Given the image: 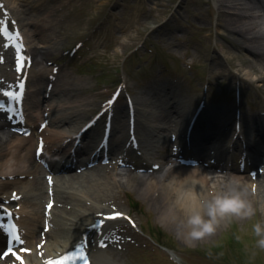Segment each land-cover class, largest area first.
Listing matches in <instances>:
<instances>
[{"label": "rangeland", "instance_id": "obj_1", "mask_svg": "<svg viewBox=\"0 0 264 264\" xmlns=\"http://www.w3.org/2000/svg\"><path fill=\"white\" fill-rule=\"evenodd\" d=\"M88 1L90 4L86 7L83 22L65 24L64 30L70 35L76 34L78 37H82L106 19L109 12L117 13L118 18L119 16L128 18L127 23L132 22V24H126L125 28L115 21V17L111 18L113 25L112 31L108 35L109 38L105 39L102 36L96 44L105 54L101 57V63L107 65V74L103 80L107 81L114 78L115 75L119 76L118 70H123L121 74L126 71L131 79L133 92L142 104L145 102L142 99L144 92L153 94L154 87L160 81V77L155 74L144 76L143 72L149 68V63L144 62L143 65L142 58L151 55L146 46L155 49L157 56L161 59L166 58V60L167 58L182 60L183 54L187 52L189 53L188 61L195 62L199 73L211 71L213 79L220 83L224 81L223 83L229 84L231 88L239 77L243 83L244 93L247 95L246 101H252L253 98L264 94V81L262 82L258 78L260 75L258 68L255 67V71H251L250 74L246 72L247 65L251 63V55L246 49L237 47V42L229 36L218 32L220 17L214 0H97L105 4L100 8L92 7L95 0ZM160 2L171 3V8L157 7ZM128 6L135 10L126 9L125 7ZM174 7L176 9L180 7L179 15L182 17V22H185L184 27L188 29L175 23L173 25L163 24L167 17L175 14ZM103 10H106L104 15ZM162 13L166 14V18L156 22L154 18ZM201 16L205 17L204 20ZM98 18L102 21L96 22ZM186 21H191L194 25ZM173 28L176 31L172 32ZM132 55H135L134 57L137 59L131 58ZM142 68L146 70H142ZM155 99L157 100L156 97ZM141 108L144 107L141 105ZM150 110L151 108L148 107V112ZM145 115L151 117L149 114ZM255 208L257 212L254 221L232 222L222 227L214 237L198 242L194 247L206 248L208 245L209 248V246L216 247L223 243L226 247L228 246L227 254L231 256V260L225 257L227 262L231 264H264V249L256 246V238L251 234V223L264 221L261 204ZM155 219L154 223L158 225L162 223L157 216ZM172 232L177 234L175 230ZM234 236H237L236 241ZM177 238L181 246L189 247L183 239L179 236ZM233 246L234 251L232 252L230 247ZM204 260H207L204 254H200L198 257L191 256L189 264H207Z\"/></svg>", "mask_w": 264, "mask_h": 264}, {"label": "bare ground", "instance_id": "obj_2", "mask_svg": "<svg viewBox=\"0 0 264 264\" xmlns=\"http://www.w3.org/2000/svg\"><path fill=\"white\" fill-rule=\"evenodd\" d=\"M14 7V11L17 16L21 19L23 18V9L26 7L24 4L20 2V0H10ZM209 3V2H208ZM216 4L217 10L219 12V21L220 24L218 26V32L224 33L229 36L233 41L237 42V47H241L242 49H246L248 53L251 55V63L247 65L246 72L248 74L251 73L255 69L258 68L260 71L259 80L264 81V1L258 3L257 0H214ZM189 5V4H187ZM157 7H162L165 9L171 8V3H162L157 4ZM180 10V7H178ZM177 10V11H179ZM166 14L162 13L155 17V21H160L165 19ZM204 20V16L202 17ZM24 19V18H23ZM166 21V20H165ZM168 24H173L174 19L169 18L167 21ZM40 52L41 57H45L50 54L48 49H44ZM255 71V70H254ZM162 91V90H161ZM164 95V93H159V91H155L153 94H149L147 91L144 92V96L142 97L145 100V103H148L152 106L158 107L159 110V118L161 120H165L164 125H169L171 123V108L167 109L165 105V101L161 103L160 101H156L155 96ZM162 104V105H161ZM161 105V106H160ZM162 106H164L162 108ZM181 121V123H186V115L187 111H182L177 109L175 112ZM168 117H170L168 119ZM168 119V120H166ZM10 132L4 129L3 123H0V189L8 186L14 182H21L22 179L16 177V175H22L25 173H33V166L35 165L33 161V157L31 155L30 146L25 145V140L19 138L17 140H12L10 138ZM260 162H264V159H260ZM8 168H12L13 171L9 174L7 172ZM179 174L186 175L189 173L187 170H183L178 172ZM2 176H5L6 180L2 179ZM7 176H14L16 178L9 179ZM119 176V177H118ZM117 180L120 182L126 183L130 187H134L139 190V192L148 199L152 206L156 209L160 219L166 208L165 196L160 191L158 187L160 183V178L155 176H149L147 173L143 174H133L130 171H121L118 173ZM228 177H232L229 175ZM235 177H239L244 183L249 185L251 182L247 176L235 175ZM102 178V177H100ZM100 178H96L95 175L92 179L84 178L80 176H74L70 180L72 183L80 184H88L92 183L90 186V190L86 191L87 195H93L91 191L92 187H99ZM110 175L107 179H110ZM152 181H156V184L151 183ZM31 183V182H28ZM250 186V185H249ZM32 187L37 189H44V184L41 180L35 181L32 184ZM250 191V188H249ZM155 195H157L155 197ZM257 197H256V206L261 204V212L264 215V181L259 182L257 189ZM252 200V193L250 191V197ZM255 200L253 199L252 202ZM162 220V219H161ZM38 223V222H37ZM36 222H28L29 225L35 226ZM165 223V222H164ZM166 227L170 229L176 228L172 224H166ZM177 232V231H176ZM53 236V234H49V236ZM55 237V236H53ZM52 237V238H53ZM183 239L181 236H179ZM39 238V235L36 233V237H31L30 241H36ZM41 240V238L39 239ZM67 245H68V241ZM54 244V243H53ZM52 241H49L46 245L49 247L50 251L61 250L60 244L55 243L54 247L52 246Z\"/></svg>", "mask_w": 264, "mask_h": 264}, {"label": "clouds", "instance_id": "obj_3", "mask_svg": "<svg viewBox=\"0 0 264 264\" xmlns=\"http://www.w3.org/2000/svg\"><path fill=\"white\" fill-rule=\"evenodd\" d=\"M176 165L169 163L160 177L158 187L166 202L161 219L174 225L188 246L214 237L232 222L254 221L257 209L249 198L250 186L239 177L202 175L198 167L182 176L172 173ZM12 171L7 169L9 174ZM251 234L256 246L264 249V221L252 222Z\"/></svg>", "mask_w": 264, "mask_h": 264}, {"label": "snow or ice", "instance_id": "obj_4", "mask_svg": "<svg viewBox=\"0 0 264 264\" xmlns=\"http://www.w3.org/2000/svg\"><path fill=\"white\" fill-rule=\"evenodd\" d=\"M5 31H6V29H5ZM17 35H18V33H17ZM19 87H20V89H22L23 88V85L21 84V85H19ZM9 95H11V93H9ZM16 99H19V96H17V97H15ZM14 198H16V197H14ZM49 207H51V205H49ZM119 215V214H118ZM72 257H71V255H66L64 258H63V260H60V261H49L48 262V264H66V262L69 260V259H71ZM80 259H83L84 260V262H85V264H87V261H86V259L81 255L80 257H79Z\"/></svg>", "mask_w": 264, "mask_h": 264}]
</instances>
